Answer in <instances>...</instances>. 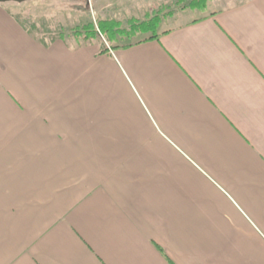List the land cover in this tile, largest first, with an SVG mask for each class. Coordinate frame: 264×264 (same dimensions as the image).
Instances as JSON below:
<instances>
[{"label": "crops", "instance_id": "0c3cea01", "mask_svg": "<svg viewBox=\"0 0 264 264\" xmlns=\"http://www.w3.org/2000/svg\"><path fill=\"white\" fill-rule=\"evenodd\" d=\"M202 10L102 53L0 7V264H264V0Z\"/></svg>", "mask_w": 264, "mask_h": 264}, {"label": "rangeland", "instance_id": "374dc122", "mask_svg": "<svg viewBox=\"0 0 264 264\" xmlns=\"http://www.w3.org/2000/svg\"><path fill=\"white\" fill-rule=\"evenodd\" d=\"M192 1L30 0L24 4L7 3L0 7L14 14L25 30L45 44H51L61 35L64 41L59 40L70 49H106L114 43H135L154 32H161L165 27L171 28L172 24L167 19L169 13L178 15L180 19L203 16L202 9H187ZM161 9L164 10L157 12ZM184 13L187 14L181 16Z\"/></svg>", "mask_w": 264, "mask_h": 264}, {"label": "trees", "instance_id": "16d2710c", "mask_svg": "<svg viewBox=\"0 0 264 264\" xmlns=\"http://www.w3.org/2000/svg\"><path fill=\"white\" fill-rule=\"evenodd\" d=\"M209 1H211V0H193L192 2H190L186 7L188 8V9H192V10H195V9H202L203 7H205L206 5H207V3L209 2ZM164 9H161V10H158L157 12H160V11H163ZM169 15H171V13H169ZM62 36L60 35V38H61ZM154 37H150V39H153ZM114 39H116V38H114ZM143 41H146V39H142V40H140V41H137V42H135V43H131V44H128V45H124V46H129V47H131V46H134V45H137V44H140L141 42H143ZM115 48H116V46H115ZM103 51H102V53L105 51V49L103 48L102 49Z\"/></svg>", "mask_w": 264, "mask_h": 264}, {"label": "water", "instance_id": "95a60500", "mask_svg": "<svg viewBox=\"0 0 264 264\" xmlns=\"http://www.w3.org/2000/svg\"><path fill=\"white\" fill-rule=\"evenodd\" d=\"M30 0H0V4L15 3V4H24Z\"/></svg>", "mask_w": 264, "mask_h": 264}]
</instances>
